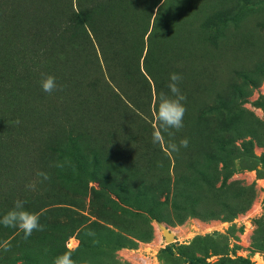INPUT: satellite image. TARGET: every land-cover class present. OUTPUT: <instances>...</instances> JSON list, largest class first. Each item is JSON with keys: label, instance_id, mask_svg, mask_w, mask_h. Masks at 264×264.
I'll use <instances>...</instances> for the list:
<instances>
[{"label": "rangeland", "instance_id": "rangeland-1", "mask_svg": "<svg viewBox=\"0 0 264 264\" xmlns=\"http://www.w3.org/2000/svg\"><path fill=\"white\" fill-rule=\"evenodd\" d=\"M16 199L45 227L0 224V264H264V0H0V217Z\"/></svg>", "mask_w": 264, "mask_h": 264}, {"label": "clouds", "instance_id": "clouds-1", "mask_svg": "<svg viewBox=\"0 0 264 264\" xmlns=\"http://www.w3.org/2000/svg\"><path fill=\"white\" fill-rule=\"evenodd\" d=\"M181 79L182 77L178 73H171L168 84L171 95L161 92L156 96L153 105V117L156 121L152 133L154 144L164 142L163 133L167 132L171 135L170 129L180 130L183 127V117L186 112L183 101L186 100V97L178 86ZM40 83L42 90L47 93H52L58 88L55 77L50 74L44 75ZM187 144L186 138L180 141V146L187 147ZM169 148L172 151H178V146L175 143H169ZM37 177H43L44 180L49 179L48 174L44 172H37ZM25 187L34 191L36 182L32 181ZM25 204V200L16 199L13 207L0 217V224L5 227L18 228L27 239L34 231H43L45 226L40 223L39 214L26 209ZM77 247L74 244L66 245V250L54 257L53 264H77V261L73 259V253Z\"/></svg>", "mask_w": 264, "mask_h": 264}, {"label": "trees", "instance_id": "trees-1", "mask_svg": "<svg viewBox=\"0 0 264 264\" xmlns=\"http://www.w3.org/2000/svg\"><path fill=\"white\" fill-rule=\"evenodd\" d=\"M83 21H85L84 20V18L83 17H81V22H83ZM95 162H96V164L99 166L100 164H101V158H99V157H97L96 159H95ZM153 187H152V183L151 182H148V185H147V189H152ZM118 195V197H120L121 198V196L119 195V194H117ZM141 195L142 196H146V193H141ZM113 203H115L116 204V202H114L113 201ZM123 203H125V202H123ZM118 204V203H117ZM127 206H130V207H132V208H141L142 206L141 205H138V204H131V202H126L125 203ZM113 233V234H112ZM115 234V235H114ZM111 235H114V236H116L117 237V239L118 240H116V242L119 244V245H122V240L121 239H124V237L122 236V235H120V234H116V233H114V232H112L111 231Z\"/></svg>", "mask_w": 264, "mask_h": 264}, {"label": "built area", "instance_id": "built-area-1", "mask_svg": "<svg viewBox=\"0 0 264 264\" xmlns=\"http://www.w3.org/2000/svg\"><path fill=\"white\" fill-rule=\"evenodd\" d=\"M245 223V229H248L250 224L249 222H244ZM261 259V261H263V258L262 257H259Z\"/></svg>", "mask_w": 264, "mask_h": 264}, {"label": "bare ground", "instance_id": "bare-ground-1", "mask_svg": "<svg viewBox=\"0 0 264 264\" xmlns=\"http://www.w3.org/2000/svg\"><path fill=\"white\" fill-rule=\"evenodd\" d=\"M167 235H168L170 238L174 239V235H173V233L167 231Z\"/></svg>", "mask_w": 264, "mask_h": 264}, {"label": "water", "instance_id": "water-1", "mask_svg": "<svg viewBox=\"0 0 264 264\" xmlns=\"http://www.w3.org/2000/svg\"><path fill=\"white\" fill-rule=\"evenodd\" d=\"M169 239L173 240L172 238L169 237Z\"/></svg>", "mask_w": 264, "mask_h": 264}]
</instances>
